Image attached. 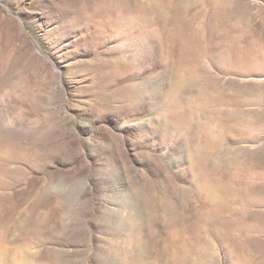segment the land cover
I'll list each match as a JSON object with an SVG mask.
<instances>
[{"label": "rangeland", "instance_id": "rangeland-1", "mask_svg": "<svg viewBox=\"0 0 264 264\" xmlns=\"http://www.w3.org/2000/svg\"><path fill=\"white\" fill-rule=\"evenodd\" d=\"M0 264H264V0H0Z\"/></svg>", "mask_w": 264, "mask_h": 264}, {"label": "bare ground", "instance_id": "bare-ground-1", "mask_svg": "<svg viewBox=\"0 0 264 264\" xmlns=\"http://www.w3.org/2000/svg\"><path fill=\"white\" fill-rule=\"evenodd\" d=\"M127 28V27H126ZM131 35V34H130ZM131 37H133V35H131ZM134 38V37H133ZM130 39V37H129ZM129 39L126 41V43H122V51L124 52H128L129 53V60L132 63H136V65L138 66V68H142V70L146 73H148L150 75V79H148V83L152 84V83H163L166 81V78L168 76V72L166 70V67L164 65H159V64H152L151 60H154V58H151V55L149 53H146L145 51H148L150 48H148V43L144 42L143 40H141L140 38H134L136 41H129ZM131 40V39H130ZM129 41V43H128ZM153 47V46H152ZM152 53V52H151ZM155 55V53H154ZM156 56V55H155ZM156 59V58H155ZM158 59V58H157ZM129 61V62H130ZM130 62V63H131ZM160 63V62H159ZM136 68V69H138ZM165 91V90H163ZM155 92L152 93L151 96L146 97L148 100L153 101V103L157 102L160 100L159 98H157V95L154 94ZM159 93V92H158ZM157 93V94H158ZM163 94V93H162ZM165 94V93H164ZM165 96V95H164ZM145 98V97H144ZM165 98V97H164ZM150 103V102H149ZM157 103H155L157 105ZM160 103V102H159ZM158 103V104H159ZM162 104H164V102H162ZM152 105V104H151ZM126 106V105H125ZM165 106V105H164ZM123 107V106H122ZM140 107L142 108V111L138 113V115H142L146 113L145 108L147 107V105L140 104L139 106L136 105V107L131 108H126L125 109L128 111L127 113L129 114V116L131 115L132 110L138 111V109H140ZM160 107V106H159ZM149 108V106H148ZM154 108V107H153ZM152 108V109H153ZM158 108V105H157ZM166 107H164L165 109ZM162 108L160 109V114H157V116H153L151 117L148 121L149 124L146 125V123H142L141 126H145V129L147 128L149 134L151 133V140L154 143L155 146V150L156 152H161V151H168L169 150V145L168 146H163L162 142H164L162 140V136H163V132L166 131V134H168V138L174 140V132H176L177 127L176 122L174 120V124H172V126L170 125L172 122H170V124H168V117H171L168 115H166V110ZM121 110V109H120ZM149 111V110H148ZM153 111V110H151ZM155 112V110H154ZM158 112V109H157ZM150 114V113H149ZM155 114V113H154ZM127 115V114H126ZM152 115V114H151ZM128 116V117H129ZM148 116V115H147ZM150 117V115L148 116ZM173 117V116H172ZM144 118V117H143ZM125 119V118H124ZM172 119V118H171ZM173 121V119L171 120ZM121 124V123H120ZM138 129V128H137ZM142 129V128H141ZM146 135V134H145ZM144 136V135H143ZM149 138V137H148ZM144 139V138H143ZM145 140V139H144ZM146 142V141H145ZM149 144V143H148ZM163 146V147H162ZM151 150V147H150ZM154 151V150H153ZM171 166V165H170ZM171 168V167H170Z\"/></svg>", "mask_w": 264, "mask_h": 264}]
</instances>
